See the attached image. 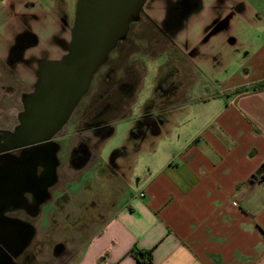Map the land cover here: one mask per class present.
<instances>
[{
    "label": "crops",
    "instance_id": "crops-1",
    "mask_svg": "<svg viewBox=\"0 0 264 264\" xmlns=\"http://www.w3.org/2000/svg\"><path fill=\"white\" fill-rule=\"evenodd\" d=\"M200 1L172 74L186 101L151 110L149 132L140 116L106 159L101 143L95 166L70 164L75 178L56 169L31 225L63 244L59 264H264V0ZM73 17L70 0H0L2 128Z\"/></svg>",
    "mask_w": 264,
    "mask_h": 264
},
{
    "label": "rangeland",
    "instance_id": "rangeland-1",
    "mask_svg": "<svg viewBox=\"0 0 264 264\" xmlns=\"http://www.w3.org/2000/svg\"><path fill=\"white\" fill-rule=\"evenodd\" d=\"M167 1L145 0L142 8L144 11L141 12V10L138 17L130 22L125 37L117 42L115 48L110 51L106 62L95 72L88 91L82 96L68 121L56 135L62 145L58 154L61 161L60 184L64 183L66 179L80 175V172L68 171L70 165L68 154L78 140L85 135L86 138L95 142L96 146L100 145L101 139L94 136L92 130H88L90 125L95 122V115H101L103 112L104 114L100 118L114 128L112 136L104 140L100 148L99 153L106 159L114 149L124 143L129 129L140 116L147 111L151 116V112L155 110L158 111L156 112L158 119L162 120L167 116L165 107L169 104L174 105L186 101V94L182 92L177 94L173 91L177 90L180 83L177 79H173L176 77L172 74L178 73L180 62L175 60L180 59L183 55L182 47H187L180 41L183 27L186 29V27L192 26V23H196V15L188 16V19L183 21V27L174 35L175 43L169 44L162 39L160 32L152 29L146 16L149 15L156 22H161L165 15ZM76 2L77 0H70L73 15ZM192 32L191 36L196 37V28L193 34ZM155 38L160 39L156 41ZM187 64L189 66L188 62L185 63V65ZM173 92L175 96H173ZM171 96L173 97L171 98ZM13 104L15 103L13 102ZM19 109L12 108L11 114L7 109L6 115L4 114L6 122L4 126L8 129H11L15 124ZM102 119L101 121H103ZM152 119L150 120L152 121ZM136 129H133L131 134L133 131L134 134L139 132L138 127ZM140 132L145 133V129ZM94 152L96 153V151ZM95 163L94 160L90 161L84 167L91 168L95 166ZM38 233L39 231H36V237L42 239V243L36 242L35 253L29 264H59L61 259L54 252L55 244L53 245L52 239L50 237L41 238L37 236ZM71 242L75 244L76 240L71 239Z\"/></svg>",
    "mask_w": 264,
    "mask_h": 264
},
{
    "label": "water",
    "instance_id": "water-1",
    "mask_svg": "<svg viewBox=\"0 0 264 264\" xmlns=\"http://www.w3.org/2000/svg\"><path fill=\"white\" fill-rule=\"evenodd\" d=\"M145 0H77L65 53L58 59L43 58L38 64L33 90L22 96V110L13 130H3L7 144L0 151L45 145L46 181L43 196L35 204L50 197L49 188L56 182L59 144L52 138L62 129L91 79L103 65L117 42L125 37L131 21L143 8ZM36 157V153L29 154ZM24 226V227H23ZM23 247L31 240L34 228L23 223Z\"/></svg>",
    "mask_w": 264,
    "mask_h": 264
},
{
    "label": "flooded vegetation",
    "instance_id": "flooded-vegetation-1",
    "mask_svg": "<svg viewBox=\"0 0 264 264\" xmlns=\"http://www.w3.org/2000/svg\"><path fill=\"white\" fill-rule=\"evenodd\" d=\"M201 5L200 0H168L164 18L161 22H156L151 16H147V21L152 25V29L162 34V39L174 44V35L183 27V21L188 19V16L194 15ZM142 10L141 12H143ZM140 12V13H141ZM159 41L160 38H155ZM61 46L64 43L61 41ZM178 44V43H177ZM41 59L38 60V64ZM164 65V64H163ZM38 69V66H37ZM33 90V87L29 92ZM24 95V94H23ZM22 110L19 109L17 114ZM101 115L94 116L95 122L91 124L88 130H92V134L101 139V143L106 136L110 134L112 126L105 122ZM18 116V115H17ZM141 118L145 122L147 132L152 131V117L150 112H146ZM148 118V119H147ZM101 119L103 121H101ZM18 124V119L11 129L2 128L0 126V148L7 144L5 132L3 130H13ZM152 125V126H151ZM58 134V133H57ZM56 134V135H57ZM56 135L52 141L59 144V151L62 147L59 138ZM101 143H99L101 145ZM100 145L96 146L90 138L84 135L82 139L77 141L69 151L68 160L71 165L80 169L86 166L92 156L95 155ZM45 145L38 143L33 148H18L6 151H0V264H29L35 253V245L42 243V239L36 237V228L30 242L23 247L25 229L23 223L33 225V222L39 215L40 204L37 213H35V204L39 202L43 196L44 183L46 181V156L44 154ZM36 153V157L29 154ZM59 158V157H58ZM61 166V161L58 159V169ZM58 184V179L50 189H53ZM51 199V196L48 198ZM48 201V200H47ZM46 201V202H47ZM23 226V227H21ZM36 239V240H35ZM54 251H58L63 245L54 242ZM42 245V244H40Z\"/></svg>",
    "mask_w": 264,
    "mask_h": 264
},
{
    "label": "trees",
    "instance_id": "trees-1",
    "mask_svg": "<svg viewBox=\"0 0 264 264\" xmlns=\"http://www.w3.org/2000/svg\"><path fill=\"white\" fill-rule=\"evenodd\" d=\"M141 255V254H140ZM144 262L145 261H150V254L147 252V255L145 256V258H144V260H143ZM143 262V263H144Z\"/></svg>",
    "mask_w": 264,
    "mask_h": 264
},
{
    "label": "built area",
    "instance_id": "built-area-1",
    "mask_svg": "<svg viewBox=\"0 0 264 264\" xmlns=\"http://www.w3.org/2000/svg\"><path fill=\"white\" fill-rule=\"evenodd\" d=\"M143 194H140V196H142Z\"/></svg>",
    "mask_w": 264,
    "mask_h": 264
}]
</instances>
